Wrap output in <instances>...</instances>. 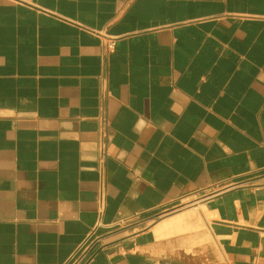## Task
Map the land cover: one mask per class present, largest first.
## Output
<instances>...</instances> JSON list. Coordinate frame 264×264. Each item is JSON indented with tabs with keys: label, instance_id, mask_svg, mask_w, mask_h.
Segmentation results:
<instances>
[{
	"label": "crops",
	"instance_id": "crops-1",
	"mask_svg": "<svg viewBox=\"0 0 264 264\" xmlns=\"http://www.w3.org/2000/svg\"><path fill=\"white\" fill-rule=\"evenodd\" d=\"M0 264H264V0H0Z\"/></svg>",
	"mask_w": 264,
	"mask_h": 264
},
{
	"label": "built area",
	"instance_id": "built-area-1",
	"mask_svg": "<svg viewBox=\"0 0 264 264\" xmlns=\"http://www.w3.org/2000/svg\"><path fill=\"white\" fill-rule=\"evenodd\" d=\"M105 45H106V47H107L108 50H111V49L114 48L115 43H114V41L110 40V41L106 42ZM103 133L105 134V128H103ZM100 152H101V155H102L101 156L102 157V161H104L106 159V157H107V154H108L107 153V146H106L105 143H102V145L100 146ZM98 200L100 202V205H103L104 204V201H105V192H104L103 189L101 190V193L99 195V199ZM193 205H195V202L194 201L186 202L184 204H181V205L177 206L176 208L172 209L171 211H176V210L182 209L184 207L193 206ZM76 260L77 261L78 260H81V258L79 259V257H78V258H76Z\"/></svg>",
	"mask_w": 264,
	"mask_h": 264
},
{
	"label": "bare ground",
	"instance_id": "bare-ground-1",
	"mask_svg": "<svg viewBox=\"0 0 264 264\" xmlns=\"http://www.w3.org/2000/svg\"><path fill=\"white\" fill-rule=\"evenodd\" d=\"M193 212H194V211H190V210H189L188 213H186V216H190V218H191L192 215H193ZM195 213H196V212H195ZM181 216H183V214L180 215V217H179L180 219H178V220H176V221L173 219V220L175 221V223H173V224H171V222H170V224L168 223L169 225L166 223L167 225L165 224L166 226L164 227V228L167 229L166 231H171V230L173 231V229H174V230H177V231H175V232H177L176 234H180V233H182V232H180V233H178V232H179V231H182V230L184 231V228H182V225H184V224H182V223H184V221H186V220H184V219H187V218H189V217H186V218H185V215H184V216H183L184 218H183V217H181ZM176 217H178V216H176ZM172 218H173V217H172ZM190 218H189V220H190ZM173 220H172V222H173ZM163 221H166V220L164 219ZM166 222H167V221H166ZM189 222H190V221H189ZM162 223H163V222H162ZM186 223H188V222H186ZM194 224H195V223H194ZM197 224H198V222H197ZM197 224H196V225H197ZM187 225H188V224H187ZM187 225H184V226H187ZM196 225H195V228H196ZM157 226H158V225H157ZM163 226H164V225H163ZM191 226H192V225H190V227H191ZM190 227H188V229H189ZM193 227H194V226H193ZM160 228H161V227H160ZM164 228H162L161 231H163ZM175 228H176V229H175ZM185 228H187V227H185ZM186 230H187V229H186ZM191 230L193 231L194 229H191V228H190V232H191ZM173 232H174V231H173ZM175 232H174V233H175ZM187 232H188V231H187ZM160 233H161V232H160ZM171 233H172V232H171ZM165 234H166V233H165ZM184 234H185V233H184ZM167 235H168V234H167ZM172 235H173V234H172ZM174 235H175V234H174ZM174 235H173V236H174ZM167 237H168V236H167ZM169 237H170V236H169Z\"/></svg>",
	"mask_w": 264,
	"mask_h": 264
},
{
	"label": "rangeland",
	"instance_id": "rangeland-1",
	"mask_svg": "<svg viewBox=\"0 0 264 264\" xmlns=\"http://www.w3.org/2000/svg\"><path fill=\"white\" fill-rule=\"evenodd\" d=\"M188 207H190V206H188ZM188 207H184V208H188ZM184 208H182V209H184ZM180 210V209H179ZM177 211V210H176Z\"/></svg>",
	"mask_w": 264,
	"mask_h": 264
}]
</instances>
